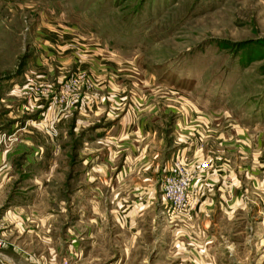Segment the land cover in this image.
Here are the masks:
<instances>
[{
	"label": "rangeland",
	"instance_id": "rangeland-1",
	"mask_svg": "<svg viewBox=\"0 0 264 264\" xmlns=\"http://www.w3.org/2000/svg\"><path fill=\"white\" fill-rule=\"evenodd\" d=\"M19 5L24 7L25 4ZM37 13H45L47 18L61 23L58 29L63 35L60 39L62 56L70 48L75 50V55L82 53L86 57L88 47L97 51L102 46L108 51L98 52L108 57V61H115L116 70L123 71L120 76L126 81H123L125 86L150 96L152 107L168 111L167 121L160 127L164 133L178 115L187 111L206 112L215 124L240 122L252 126L256 132L264 130V0H38L30 3L29 10L18 14L0 5V91L3 90L0 92V125L7 124V112L19 105L11 98L27 103L18 92H13L15 89L22 91V87H29L34 92L37 86H48L50 93L43 97L41 109L57 114V120L52 123L54 128L62 116L65 118L62 120L65 130L60 138L67 151L65 154L64 149L63 153L66 163H46L44 170L48 173L44 177L24 179L22 186H18L16 180L8 189L9 195L15 193L25 198L22 210L11 212L4 220L11 226L2 229V252L8 251V242L16 240V250L26 253L32 264L175 263L171 257L161 260L158 257L169 246L175 254L186 248L191 251L197 245L183 241L184 237L191 231L193 236L200 235L197 229L187 228L182 216L174 214L167 226L157 208L143 210L136 204L135 216L129 214L128 219L122 214V223L111 217L109 229L92 228L102 214L86 210L89 194L85 191L84 177L78 180L76 200L70 202L69 172L73 162L66 158L71 145L75 146L74 151L80 149L70 135V127L76 121L75 113L84 112L81 111L84 105L80 109L62 111V107L52 104V99L77 74L93 75L82 68L86 62L77 61L74 70L70 68L60 74V81L39 83L34 80L39 70L28 66V62L39 56L47 58V52L39 53L34 39L41 20ZM16 15V20L10 24ZM77 45H83V49ZM117 62L121 64L118 66ZM11 76L24 78L17 88L13 85L15 89H11L7 97L4 85ZM82 94L88 93L83 91ZM127 95L117 97L122 99ZM114 96H110L111 101L105 107L108 113L114 114L111 120L118 119L116 114L123 108V105L116 106L119 99ZM126 101L124 107H129L132 103L129 96ZM55 130L56 133L51 130L52 137H59L57 128ZM256 133L264 140V131ZM165 136L168 138L169 134ZM211 140L204 146L206 156L213 150L224 149L219 151L220 142ZM101 143L106 146L103 139L98 145ZM81 150L85 153V149ZM74 160L78 174L85 172L82 161L72 152L71 161ZM100 170L94 168L95 173ZM242 193L247 204L236 207L234 219L221 215V229L216 231L222 238L213 230L221 240L211 246L220 252L230 247L238 252L239 262L247 258V264H264L261 205L249 189H243ZM8 196H2L1 204L6 203ZM226 206L228 208V202ZM2 213L0 211V215ZM13 220L16 221L13 223ZM20 220L25 221V228H17L15 223ZM12 231L15 234L8 239L6 233ZM15 231H20L22 236L17 239ZM119 236H144L152 243H119Z\"/></svg>",
	"mask_w": 264,
	"mask_h": 264
},
{
	"label": "crops",
	"instance_id": "crops-1",
	"mask_svg": "<svg viewBox=\"0 0 264 264\" xmlns=\"http://www.w3.org/2000/svg\"><path fill=\"white\" fill-rule=\"evenodd\" d=\"M31 2L30 0H20V2L0 0V5L18 14L29 10ZM20 3L29 4V8L25 5V8L20 6ZM37 14L41 20L34 39L36 38L39 53L47 52L45 55L47 58L43 59L39 56L28 62V66L39 70L33 76L34 80L39 83L60 81V74L70 68L74 70L77 61H80V63L86 62L82 68H86L93 75L92 79L95 83L94 91L83 96L79 107L80 109L84 105L81 111L86 112L90 109L91 113L76 112L74 115L76 121L71 123L70 127V135L76 140V146L80 148L74 151L75 146L71 145L66 158L73 162V169L69 172L70 202L73 203V200H76L78 180L84 177L85 191L89 194L86 210L91 211L92 214L100 215V212L102 214L101 220L93 223L92 228L109 229L111 217L116 222L122 223V214L128 219L129 214L134 213L135 216L136 204L142 206L143 210L157 208L163 223L165 222L168 226L175 216L163 198L162 188L164 176L173 161L181 157L186 163L192 164L196 171L201 163L209 162L208 170L195 175L193 195L196 203H199L193 206L190 216H182L188 229H197L200 233L193 236L194 232L191 231L183 241L197 247L191 248V251L186 248L179 254H175L169 246L163 250L165 252H161L163 254L159 255L158 259L171 257L175 261L172 264H247L248 259L239 262L238 252H233L230 247L228 251L220 252L214 250L211 245L220 242L221 239L218 237L222 238L216 231L221 229V215L226 214L230 219H234L236 207L247 204L243 197V189L246 191L249 189L253 197L259 201L261 205L259 211L264 220V140L260 133H256L264 131L263 128L255 132L252 126L236 121L228 122L227 125L215 124L214 119L206 112L199 114L187 111L186 114L178 115L164 133L160 127L164 120L167 121L168 111L152 107L151 97L143 95L136 88L129 90L120 76L123 71L119 68L115 69L116 66L113 64L115 61H108V57L99 55L98 51H106L102 46H97L101 48L97 51L87 46L89 48L87 57L82 53L75 55L73 48L65 50V55L62 56L60 53L63 47L60 42L62 31L58 29L61 23L56 19L47 18L45 13ZM17 16L12 17L10 24H13ZM67 43L69 42H65ZM82 46L78 47L83 49ZM6 52H8L7 49ZM117 64L119 66L121 63L117 62ZM23 78L11 76L5 82L4 91L7 97L15 89H12L13 85L15 87L19 85ZM13 92H18V95L25 98L24 101L27 103L11 98L19 105L7 112L5 116L7 124L0 125V167L5 166L0 171V211L4 212L0 215L1 221L5 220L11 212L22 210L25 196L19 197L15 193L9 195L8 189L11 185L16 180H18L17 185L22 186L24 179L41 175L44 177V174L48 173L44 170L45 164L66 163L63 160L64 149L67 154L66 147L62 145L60 138V133L65 130L64 122L62 123L65 118L62 116L58 125H55L59 137H52V123L55 119L57 120V114L52 110L43 111L41 109L43 98L36 95L29 87H22V91L15 89ZM123 95L127 97L122 99L117 97ZM110 96L119 99L116 106L123 105L121 112L116 114L118 118L116 120L110 119L114 117V114L108 113L105 108L111 101ZM128 96L132 103L128 104L129 107H124ZM72 118L73 116L70 119ZM109 120L112 122L108 123ZM166 134H169L168 138ZM102 139L106 146H103V143L98 145ZM209 139H212L213 143L220 142L219 151L224 149L221 152L213 150L206 156L204 146ZM81 149H85V153ZM72 152L75 153L76 158H80L84 166L85 172L80 175L78 169L74 167L75 160L71 161ZM203 154L204 157H202ZM88 166L92 171L87 170ZM96 166L101 168L98 173L94 172V168H98ZM5 194L9 196L5 203L7 206L4 208L5 204H1V198ZM15 224L20 229L26 226L25 221L22 220ZM7 226L10 227L11 223L7 222ZM213 230L219 234L218 237ZM15 232L18 233L17 239L22 236L20 231ZM6 234L9 239V236L15 233L12 231ZM147 240L149 239L144 236L118 237L119 243L127 241L133 244L152 243ZM7 245L10 247L7 252L3 251L0 254V264H32L26 253L22 254L16 250V240L8 242Z\"/></svg>",
	"mask_w": 264,
	"mask_h": 264
},
{
	"label": "built area",
	"instance_id": "built-area-1",
	"mask_svg": "<svg viewBox=\"0 0 264 264\" xmlns=\"http://www.w3.org/2000/svg\"><path fill=\"white\" fill-rule=\"evenodd\" d=\"M94 89L95 83L92 77L86 72H81L63 85L61 91L53 97L52 104L62 107V111L68 108H79L84 96L82 92L89 93L94 91ZM34 93L42 98H46L50 93V89L48 86L41 85L34 89ZM52 130L55 133L57 132L54 127ZM4 167H0V171ZM209 167L210 163L204 162L200 164L199 169L196 171L194 166L183 162L179 158L173 161L172 166L164 176L162 192L166 204L169 205L174 214L183 217L191 215L193 206L199 203H196L195 196L193 195L195 175L208 170ZM6 226V221H0V254L4 248L2 229Z\"/></svg>",
	"mask_w": 264,
	"mask_h": 264
}]
</instances>
